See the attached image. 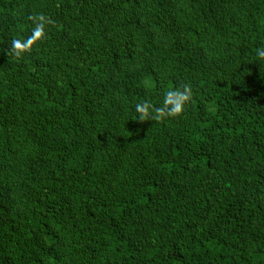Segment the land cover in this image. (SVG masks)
Returning <instances> with one entry per match:
<instances>
[{
	"label": "trees",
	"instance_id": "obj_1",
	"mask_svg": "<svg viewBox=\"0 0 264 264\" xmlns=\"http://www.w3.org/2000/svg\"><path fill=\"white\" fill-rule=\"evenodd\" d=\"M261 50L264 0H0V264H264Z\"/></svg>",
	"mask_w": 264,
	"mask_h": 264
},
{
	"label": "clouds",
	"instance_id": "obj_2",
	"mask_svg": "<svg viewBox=\"0 0 264 264\" xmlns=\"http://www.w3.org/2000/svg\"><path fill=\"white\" fill-rule=\"evenodd\" d=\"M37 30H38V29H36L35 31H37ZM40 31H41V34H42V30H40ZM15 43H16V41L13 42V47H15ZM259 55H260L261 57H264V50H261V51L259 52ZM186 98H187L186 96H181V95H176V96H173V97L170 98V102L174 103L175 106H176V107L173 109V113H172L173 115L178 114V112H179L180 110H182L181 106H182V104H183V102H184V100H185ZM137 110H138V111H141L142 113H145V115L142 116L141 119H143V118L146 117V113H147V109H146V107L137 104Z\"/></svg>",
	"mask_w": 264,
	"mask_h": 264
}]
</instances>
